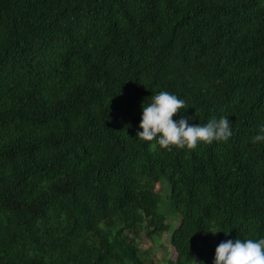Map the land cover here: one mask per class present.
<instances>
[{"label":"trees","instance_id":"trees-1","mask_svg":"<svg viewBox=\"0 0 264 264\" xmlns=\"http://www.w3.org/2000/svg\"><path fill=\"white\" fill-rule=\"evenodd\" d=\"M160 90L233 136L150 150ZM261 124L264 0H0V264H213L264 236Z\"/></svg>","mask_w":264,"mask_h":264},{"label":"clouds","instance_id":"clouds-1","mask_svg":"<svg viewBox=\"0 0 264 264\" xmlns=\"http://www.w3.org/2000/svg\"><path fill=\"white\" fill-rule=\"evenodd\" d=\"M186 104L185 99L168 90L153 94L150 101L142 105V119L136 138L152 142L148 144L150 150L158 146L171 150L172 146L196 148L201 142L228 141L233 136V122L227 115L213 116L206 123L198 124L191 123V118L186 115L174 119L181 109H186ZM251 140L253 143L264 142V124L260 125ZM209 231L213 234L221 232L215 228L206 232ZM213 264H264V236L222 240L216 247Z\"/></svg>","mask_w":264,"mask_h":264},{"label":"rangeland","instance_id":"rangeland-1","mask_svg":"<svg viewBox=\"0 0 264 264\" xmlns=\"http://www.w3.org/2000/svg\"><path fill=\"white\" fill-rule=\"evenodd\" d=\"M166 190L167 192L165 193V195L163 194L161 198V200H163V206L160 209V213L162 215H165L166 219L172 224V221L173 223H175V221H178V216L175 213L174 207H172V205L170 204V200L167 198L168 197L167 195L170 190L169 184L166 185ZM175 227L176 226H172L173 229ZM162 239H163L162 247L157 251H153L152 254H153V259L157 261H161L160 264H166V260H172V261L176 260L177 254L173 251L170 245V233H165ZM151 247H153L152 243L147 240H143V242L141 243L142 251H146ZM146 260L148 261L149 259H146Z\"/></svg>","mask_w":264,"mask_h":264}]
</instances>
